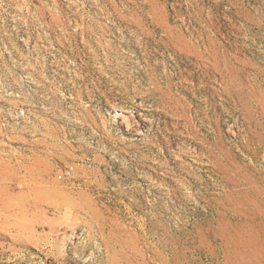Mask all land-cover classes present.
<instances>
[{"label":"rangeland","instance_id":"rangeland-1","mask_svg":"<svg viewBox=\"0 0 264 264\" xmlns=\"http://www.w3.org/2000/svg\"><path fill=\"white\" fill-rule=\"evenodd\" d=\"M0 264H264V0H0Z\"/></svg>","mask_w":264,"mask_h":264}]
</instances>
